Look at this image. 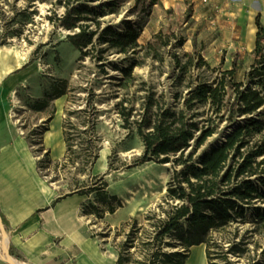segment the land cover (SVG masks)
<instances>
[{"label": "trees", "instance_id": "1", "mask_svg": "<svg viewBox=\"0 0 264 264\" xmlns=\"http://www.w3.org/2000/svg\"><path fill=\"white\" fill-rule=\"evenodd\" d=\"M90 1L64 0L63 14L49 18L54 26L71 31L65 39L79 51L80 58L89 56L101 62L102 68L108 54L131 51L133 56L125 57L129 64L118 68L122 77L116 81L126 90L135 81L132 71L136 65L150 59L159 68L168 58L170 66L169 88L156 89L143 80L135 88V93L142 94L121 96L114 104L124 127L134 126L143 144L134 165L170 162L172 169L164 195L145 212L142 222L132 218L128 230L118 231L123 236L116 243L115 264H185L190 248L199 244L205 245L208 264H234L231 255L246 257L248 264H264V245L249 253V238L239 235L237 226L226 240L228 245L212 235L244 222L247 213L253 228L264 229V25L260 13L254 18L252 61L238 79L237 55L228 68L222 69V60L218 67L211 66L195 37L190 51H180L185 38L176 36L170 27L159 28L140 45L138 39L158 0H133L131 14L138 20L122 19L119 27L103 23L101 18L117 12L123 0ZM64 94V86H57L51 97ZM47 95L45 92L46 97L38 103ZM37 107L40 110L42 105ZM220 124L229 128L224 138L197 154ZM63 136L65 158L72 166L95 163L99 154L93 140L82 149L81 160L80 154H73L65 119ZM43 159L48 161L47 155ZM107 185L101 180L99 187L93 184L77 190L80 194L95 191L93 200L83 208L86 216L93 213L102 217L122 206L117 195L106 190ZM0 219L6 227L1 213ZM8 252L25 260L11 245ZM217 256L221 261L213 262Z\"/></svg>", "mask_w": 264, "mask_h": 264}, {"label": "rangeland", "instance_id": "2", "mask_svg": "<svg viewBox=\"0 0 264 264\" xmlns=\"http://www.w3.org/2000/svg\"><path fill=\"white\" fill-rule=\"evenodd\" d=\"M103 1L106 0L90 2L99 4ZM63 2L64 0H0V47H10L7 51L0 48V57L14 58L15 51L28 50L25 63L30 74L15 90L18 103L13 110V125L18 134L28 139L35 155L39 156L40 172L54 184L61 186L62 192L75 191L82 186L87 189L93 184L99 187L101 180L107 181L106 190L116 194L122 206L113 213L105 212L102 217L87 214V222L103 249L115 254L116 243L123 236L117 234L118 231L128 230L132 218L142 222L145 212L153 208L164 195L172 169L170 162L149 161L134 165L142 153L143 144L134 126L124 127V121L114 104L121 96L133 98L142 94L143 91L135 93V88L143 80L156 89L169 88L170 66L168 58L159 68L156 67V61L147 59L133 68L135 81L129 90L117 86L116 81L122 77L118 68L128 65L129 60L125 57L133 56V53L108 54L102 68L99 67L101 62L89 56L80 58L79 51L65 39L67 32L71 31L65 32L64 28L54 26L49 19L63 14ZM224 3V0H158L138 43L143 45L159 28L170 27L176 36L185 38L180 51H190L195 37L197 47L211 66L218 67L222 60V69L228 68L232 58L237 55V78L241 79L252 61V51L246 49L249 46V20L242 17L239 23V15ZM132 4L133 0H123L117 12L101 18L103 23L119 27L122 19L138 20L136 15L131 14ZM160 70L162 73H159ZM57 86H64L62 105L68 142L73 154H80L78 160H81L82 149L93 140L99 156L100 149H106L103 165L100 157L94 164L83 165L79 162L74 166L66 158L62 165L43 160L44 151L40 150L41 135L51 114V96ZM42 92V98L46 97L45 92L48 98L41 103L34 101L35 95ZM90 92L96 96H92ZM7 103L12 106L10 96ZM39 104L42 105L40 110L37 109ZM91 126H94V130L90 129ZM228 130L229 128L220 124L219 129L201 145L197 154L219 143ZM93 193L95 191L91 194ZM111 202L115 203V200L112 199ZM234 226L238 227L239 235L249 238V253L252 254L253 248L259 251L260 246L264 245V229L253 228L249 213L244 222L233 223L225 230L214 231L212 235L228 245L226 240L232 237ZM4 230L6 233L5 227ZM9 246L7 241V250ZM199 248L205 255V245L201 244ZM201 250L191 252L188 264H208L204 258L202 260ZM2 256L3 251L0 249V264H11ZM11 257L16 262L26 264L23 260ZM230 259L234 264H248L244 256L231 255ZM219 261V256L214 257L213 262Z\"/></svg>", "mask_w": 264, "mask_h": 264}, {"label": "crops", "instance_id": "3", "mask_svg": "<svg viewBox=\"0 0 264 264\" xmlns=\"http://www.w3.org/2000/svg\"><path fill=\"white\" fill-rule=\"evenodd\" d=\"M224 1L226 7L239 15V23L242 17L249 20L246 49L252 51L256 33L254 18L258 12L264 25V0ZM29 74L25 61L18 63L16 57H0V213L7 224V241L26 264H115V254L103 249L83 213L93 194H80L77 190L62 192L61 186L40 172L39 158L28 139L14 129L7 99ZM63 96L53 99L40 144L47 160L59 165L64 163L66 152ZM42 97L43 92L33 100ZM200 245L190 248L189 257L192 251L201 250ZM201 253L202 260L207 262L202 250Z\"/></svg>", "mask_w": 264, "mask_h": 264}, {"label": "bare ground", "instance_id": "4", "mask_svg": "<svg viewBox=\"0 0 264 264\" xmlns=\"http://www.w3.org/2000/svg\"><path fill=\"white\" fill-rule=\"evenodd\" d=\"M117 18V17H116ZM65 32H67L66 29H64ZM0 48L7 50H10V47L7 45H2ZM28 55V50H17L15 51V57L18 60V63H21L23 61H25L26 57ZM11 99H12V106L9 107V116L12 118L13 114H14V107L17 105L18 103V98L15 94V92L12 90L11 91ZM105 154H106V149L102 148L100 149V159H101V165L104 164V159H105ZM6 247H7V235L6 233H3L0 229V249L3 251V258L7 259L9 262L10 261H14V259H10L7 255H6Z\"/></svg>", "mask_w": 264, "mask_h": 264}, {"label": "water", "instance_id": "5", "mask_svg": "<svg viewBox=\"0 0 264 264\" xmlns=\"http://www.w3.org/2000/svg\"><path fill=\"white\" fill-rule=\"evenodd\" d=\"M71 32H67V34H70ZM0 229L3 233H5V230H4V225L0 219ZM6 255L13 260V258L11 257V255L9 254L8 250H7V247H6ZM11 264H24V263H19V262H16L15 260L14 261H10Z\"/></svg>", "mask_w": 264, "mask_h": 264}, {"label": "built area", "instance_id": "6", "mask_svg": "<svg viewBox=\"0 0 264 264\" xmlns=\"http://www.w3.org/2000/svg\"><path fill=\"white\" fill-rule=\"evenodd\" d=\"M37 156V155H36ZM39 158V156H37Z\"/></svg>", "mask_w": 264, "mask_h": 264}]
</instances>
